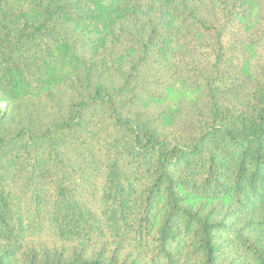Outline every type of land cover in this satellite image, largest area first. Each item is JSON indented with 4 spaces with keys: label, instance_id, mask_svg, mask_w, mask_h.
<instances>
[{
    "label": "trees",
    "instance_id": "16d2710c",
    "mask_svg": "<svg viewBox=\"0 0 264 264\" xmlns=\"http://www.w3.org/2000/svg\"><path fill=\"white\" fill-rule=\"evenodd\" d=\"M119 1L0 0L1 97L50 90L83 49L49 120L13 126L0 103V264H264V79L246 105L217 100L243 37L264 36V0H138L104 22ZM167 68L205 92L190 129L130 112Z\"/></svg>",
    "mask_w": 264,
    "mask_h": 264
},
{
    "label": "rangeland",
    "instance_id": "374dc122",
    "mask_svg": "<svg viewBox=\"0 0 264 264\" xmlns=\"http://www.w3.org/2000/svg\"><path fill=\"white\" fill-rule=\"evenodd\" d=\"M17 13L31 10L30 0H11ZM139 3L138 0H122L117 4L109 5L108 13L102 18L104 22H111L118 17L126 14L134 4ZM257 7L253 13L252 19L248 24H254L257 21ZM248 38V39H247ZM110 40V39H109ZM245 42L240 49H237V55L234 63L228 67V73L238 82V84L230 89L221 90L217 94V100L223 105L237 103L246 105L249 101V94L253 87L264 79V36L247 32L243 37ZM106 49V48H105ZM69 53H65V52ZM102 51V50H100ZM108 51V50H107ZM60 61L63 67H60L55 74L44 83L41 94H37L34 98L30 97L25 101L10 102L0 96V103L5 109H9V114H15L16 120L13 126H19V120L22 121L20 113H24L31 124H39L49 120L48 116L53 107L55 110L60 107L59 103L52 104L50 95L55 91L56 87L65 85L71 89L75 85L72 80L78 66L74 70V66L80 61L83 49H76L75 46L69 45L67 50L62 51ZM93 53L86 51L81 61L90 59ZM197 64L206 69L211 74V69L207 66V62L198 61ZM70 74V75H69ZM69 75V76H68ZM61 79V80H60ZM143 90L142 95L135 98L131 103V114L139 116L152 124H155L162 130H186L193 126L196 116L206 107L205 92L190 81L178 78L174 71L170 72V68L166 71H146L143 73ZM46 89V90H47ZM70 96H71V91ZM69 95L66 96L60 89L56 90V101L64 102ZM54 105V106H53ZM38 114V115H37ZM97 147L100 149L99 144ZM16 191L19 192V184H16Z\"/></svg>",
    "mask_w": 264,
    "mask_h": 264
}]
</instances>
